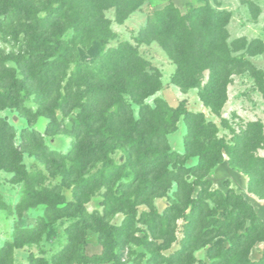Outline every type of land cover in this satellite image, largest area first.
<instances>
[{
	"label": "trees",
	"instance_id": "trees-1",
	"mask_svg": "<svg viewBox=\"0 0 264 264\" xmlns=\"http://www.w3.org/2000/svg\"><path fill=\"white\" fill-rule=\"evenodd\" d=\"M112 1L121 9L124 4L134 7L141 0ZM75 3L76 0H0V13L4 16L0 22V31L13 26L7 23L9 20L13 24L14 20L23 19L26 23L22 26L31 28L30 36L33 42L28 51L15 59L19 72L25 76L23 78L16 76L14 68L9 71L5 69V59L0 57V110L14 108L25 112L26 95L21 92L24 90L30 94V85L36 88V91L41 89L43 95H56L52 110L61 108L67 113L77 112V124H73L70 134L76 136L78 143L73 157L71 153L68 155L75 164L70 167V173L67 171L64 185H75L76 191H80L81 195V192L86 190L82 182H88L87 174L101 164L100 177L95 176L93 181L103 180L104 184L109 186L106 194L108 197H111L112 185L116 183L117 190H134L136 195L133 203L146 205L150 209L144 214V220L151 222L152 230V240L146 238L144 243L150 254L148 264H194V251L205 246H208L207 256L212 260V264H264V222L243 195L230 187L226 192L212 190L211 181L207 178L210 171L222 163L224 152L229 153V147L216 140V128L210 123L205 124L202 116L185 111L189 127V133L184 139L185 152H171L167 135L175 131L176 126L172 119H176L181 113L176 110L169 116L171 122L167 124L162 123L161 119L156 122V111L142 104L143 99L159 87L158 76L146 70L150 69L146 68L147 64L133 53L124 54L116 61L112 57L106 58L102 39L90 47L84 45V48L76 51L65 39L57 38L66 30L74 28L76 21L73 22L72 15L82 13L75 12ZM83 16L88 20L91 13L83 11ZM229 18L230 15L224 11L210 14L204 6L190 7L188 15L185 16L173 3L156 11L154 20L147 29L173 51L178 64L175 79L177 85L192 86L194 73L206 69H214V73H217V65L231 60L226 45V26ZM91 25L92 34L96 24L91 21ZM241 41L237 40V43ZM248 50L251 55L262 52L264 43L261 40H252ZM1 70L12 73L6 77L5 73L1 75ZM83 87L89 93H84L86 91H82ZM127 97L142 105L138 119L134 118L126 101ZM54 115L52 113V116ZM25 117L28 126L34 127L35 120L30 109ZM160 117H163V113ZM52 119V123L56 121L54 117ZM23 130L26 133L24 143L16 145L13 141L15 129L0 119V171L14 172L16 178L24 180L28 187L35 181L40 182L39 178L27 173L26 166L22 163L23 155L29 153L45 163L48 169L53 171V166L57 165L59 173H63L64 165L60 160L66 156H57L53 151H49L39 133L28 128ZM62 130L65 129L60 126L57 128L58 132ZM46 132L51 133V126ZM28 139L30 142L25 144ZM192 157H198L197 164L185 167ZM176 163L179 166L176 167ZM170 164L176 170H170ZM124 172H127V181L121 178ZM131 174L132 179L129 180ZM190 177L196 178L195 181L189 182ZM173 183L177 185V200L169 197L171 204L161 214L153 204V199L165 197ZM196 186L200 191L194 197ZM62 188L60 184H56L52 192L46 190L45 194L37 192L32 186L27 195L30 204L24 208L45 204L47 214L60 212L57 206L61 205L64 199L58 192ZM249 189H252L251 186ZM48 193L53 194L48 196ZM110 200L108 198V202ZM210 201L215 206L213 209H210ZM81 211L87 222H93V215L85 212V209ZM108 211L105 213L108 216L116 212L114 209ZM218 211L220 218L210 217ZM132 212L130 218L136 216V211ZM181 219L189 228L188 237L179 250L165 256L162 252L169 250L177 240L174 227ZM162 225L166 228L163 229ZM210 225L213 227H209ZM44 228L45 226L41 225L38 234L42 233ZM74 229L83 235L82 239L78 238L76 247L71 245L62 255L56 257L54 264L68 263L73 259L72 255L78 264L86 262L80 253L81 247L84 248L87 242L84 229ZM95 230L100 234V241H104L109 235L97 226L93 229ZM216 237H224L229 246L224 248L216 245L213 242ZM120 242L122 248L125 247L129 243V236ZM257 243H263V253L258 261H252L250 252ZM125 253V249L121 254L106 253L105 259L111 258L114 260L113 264H119ZM97 258L104 259L101 256ZM0 264H5L3 255L0 256ZM29 264L49 262L45 258L31 257Z\"/></svg>",
	"mask_w": 264,
	"mask_h": 264
},
{
	"label": "rangeland",
	"instance_id": "rangeland-1",
	"mask_svg": "<svg viewBox=\"0 0 264 264\" xmlns=\"http://www.w3.org/2000/svg\"><path fill=\"white\" fill-rule=\"evenodd\" d=\"M169 3L178 7L185 16L193 6H204L210 14L224 11L230 15L226 26V45L231 60L217 65V73H214V69L194 73L192 86H179L175 83L178 64L173 51L147 29L152 24L156 11ZM73 8L75 12H82L72 15L73 22L76 21L74 28L66 30L57 38L65 39L76 51L84 48V45L90 47L102 39L106 58L112 57L116 61L124 54L133 53L146 63V68H150L146 70L158 76L159 87L143 99L142 104L156 111V122L161 119L162 123L167 124L170 121L169 116L176 110L181 113L176 119H172L176 129L167 135L169 150L174 153L185 152L184 139L189 133V127L184 112L202 116L205 124L210 123L216 128L214 136L218 143L229 147V153L224 152L222 163L207 176L211 181L212 190L226 192L229 187L234 189L243 195L264 222V50L255 55H251L248 50L252 40H261L264 43V0H141L134 7L124 4L121 9H118L112 0H76ZM83 11L91 13L90 19L87 20L86 16H83ZM3 19L4 16L0 13V22ZM91 21L96 24L92 34ZM11 22H7L13 25L11 28L0 31V57L5 59V69L9 71L14 68L16 76L23 78L25 76L19 72L15 59L30 49L33 43L31 28L22 26L25 22L23 19L14 20L13 24ZM237 40L242 41L237 43ZM8 71L1 70V75L5 73L4 75L9 77L12 72ZM70 73L71 71L69 76ZM28 87L30 94L24 90L21 92L26 95V111L6 108L0 110V119L15 129L13 141L16 145L24 143L26 133L23 129L28 128L39 133L49 151L66 157L60 160L64 169L63 173H59L57 165L53 166L52 171L45 163L25 153L22 163L25 164L27 173L40 179V182L35 181L29 187L24 180H18L14 172L0 171V256L3 255L5 264H29L31 257L45 258L49 264H54L56 257L62 255L71 245L76 247L78 238L82 239L83 235L74 228L84 229L87 240L84 248L80 249L86 262L79 264H113L114 260L111 258L105 259L106 253L121 254L123 249L126 253L119 264H148L150 254L144 243L146 238L152 240V230L151 222H145L144 214L150 209L140 203L134 204V190H117V183L112 185V194L108 197L106 194L109 186H106L103 180L93 181L102 171L101 164L87 174L88 182H82L86 190L81 192V195L80 191H76L75 185H64L67 171L75 164L68 155L71 153L73 157L78 143L76 136L70 134L73 124H77V112L67 113L61 108L52 110L55 94L43 95L41 89L36 91L33 86ZM81 89L86 91L84 87ZM126 101L134 118L138 119L142 105L129 97ZM29 109L35 120L34 127L28 126L25 117ZM52 113L55 115L52 116ZM161 113L163 117H160ZM52 117L56 120L53 123ZM50 126L51 133L48 134L46 129ZM59 126L65 130L58 132ZM29 142L28 139L25 144ZM197 162L198 157H192L185 167L194 166ZM172 164L169 169L176 170ZM174 165L179 166L178 163ZM126 173L122 174L123 181H127ZM72 178L74 179V176ZM129 178L132 179V174ZM195 179L190 177L188 181L192 183ZM56 184L63 187L58 192L64 199L61 205L57 206L60 212L47 214L45 204L24 208L30 204L27 197L29 188L32 189L33 186L37 192L47 194L46 190L52 192ZM199 191L200 188L196 186L193 196L196 197ZM176 192L177 185L173 183L165 197L153 199L159 213L162 214L171 204L169 197L177 200ZM51 194L53 193H48V196ZM107 197L111 199L109 202ZM209 204L210 209L215 207L211 201ZM81 209L94 216L93 222H87ZM111 209L116 210L115 214L106 215V210ZM132 211H136V216L130 218ZM210 217L220 218L219 211ZM41 225L45 228L38 234ZM186 225L183 219L176 222L174 234L177 240L169 250L162 252L163 255L169 256L181 248L189 233ZM96 226L108 232L109 235L104 241H100V234L96 230L93 231ZM162 226L163 229L166 228ZM127 236L129 243L122 248L120 241ZM200 238L198 237V242ZM72 242L74 243L71 244ZM213 242L224 248L229 246L224 237H216ZM207 249L208 246H205L194 251V264H212V260L207 256ZM262 253L263 243L255 244L250 252L251 260L258 261ZM98 256L104 259H98ZM71 257L73 259L66 264H78L75 256Z\"/></svg>",
	"mask_w": 264,
	"mask_h": 264
}]
</instances>
